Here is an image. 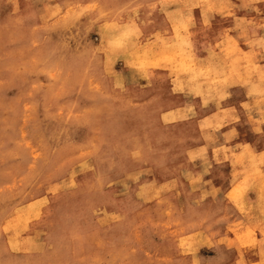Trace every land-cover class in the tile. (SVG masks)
<instances>
[{"label": "rangeland", "instance_id": "obj_1", "mask_svg": "<svg viewBox=\"0 0 264 264\" xmlns=\"http://www.w3.org/2000/svg\"><path fill=\"white\" fill-rule=\"evenodd\" d=\"M250 145L264 0H0V264H264Z\"/></svg>", "mask_w": 264, "mask_h": 264}, {"label": "crops", "instance_id": "obj_2", "mask_svg": "<svg viewBox=\"0 0 264 264\" xmlns=\"http://www.w3.org/2000/svg\"><path fill=\"white\" fill-rule=\"evenodd\" d=\"M244 145L245 144H243V145L239 144V146H244ZM253 145H255V144H253ZM253 145L249 146V148H251L252 153H254V154L262 153L261 155H264V151H262V149L260 147H258L257 145L256 146H253ZM256 156H258V155H256Z\"/></svg>", "mask_w": 264, "mask_h": 264}]
</instances>
